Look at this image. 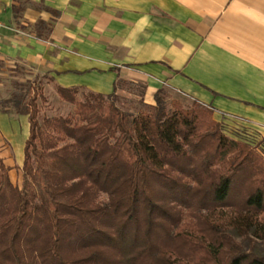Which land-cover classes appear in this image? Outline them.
<instances>
[{"label":"trees","instance_id":"1","mask_svg":"<svg viewBox=\"0 0 264 264\" xmlns=\"http://www.w3.org/2000/svg\"><path fill=\"white\" fill-rule=\"evenodd\" d=\"M30 89L19 186L0 156V264H264V158L209 106L159 87L150 111L128 112L109 93L55 85L71 110L39 120L45 97ZM143 90L113 83L136 100Z\"/></svg>","mask_w":264,"mask_h":264},{"label":"crops","instance_id":"2","mask_svg":"<svg viewBox=\"0 0 264 264\" xmlns=\"http://www.w3.org/2000/svg\"><path fill=\"white\" fill-rule=\"evenodd\" d=\"M21 1L40 9L20 22L43 20L48 31L9 37L1 26L0 55L45 75L58 99L55 85L75 86L109 93L123 111H150L162 87L264 134V0ZM13 10V0H0L3 24ZM119 76L144 84L140 100L113 91ZM27 131L26 116L0 114V137L17 141L20 165Z\"/></svg>","mask_w":264,"mask_h":264},{"label":"rangeland","instance_id":"3","mask_svg":"<svg viewBox=\"0 0 264 264\" xmlns=\"http://www.w3.org/2000/svg\"><path fill=\"white\" fill-rule=\"evenodd\" d=\"M21 6L22 10L19 11V7ZM13 9L14 14L12 19L8 24H3L9 37L16 35L19 31L25 33L30 31L31 26H33L37 19L33 21V24L27 22L26 25H23L20 22L21 18H26L29 21L32 14L31 12L34 11L35 14L40 9V5L31 3L30 1L13 0ZM1 45L2 44H0V46ZM46 80L47 77L45 75L33 72L27 65L21 63L14 56L8 53H6L5 56L0 55V114H4L7 117L11 115L15 118L26 116V114L23 113L24 101L27 95L31 93L30 86L34 83L36 86H40L42 94L45 97V101H41L39 96L36 97V102L39 107V120L42 116L66 115L71 110V104L58 99L49 87H44ZM164 90L168 96L167 99L174 98L183 106H189L193 101L184 94L168 92L167 89ZM81 91L84 90L79 89L78 95H80ZM200 105L205 109L206 105ZM206 109H208V107H206ZM207 117L210 120L217 121L221 131L228 138L248 143L257 154L264 158V134H260L252 127L244 126L233 118L223 114H220L217 116V119H215L212 115V110ZM8 136L10 137L9 141L5 140L2 136L0 137V155H2V157L4 155V159H7L5 163L10 166L8 176L11 183L19 186L21 183L20 162L17 161L19 145L17 141L13 140L12 135L9 134ZM98 199L104 201L106 196L104 194H99Z\"/></svg>","mask_w":264,"mask_h":264},{"label":"built area","instance_id":"4","mask_svg":"<svg viewBox=\"0 0 264 264\" xmlns=\"http://www.w3.org/2000/svg\"><path fill=\"white\" fill-rule=\"evenodd\" d=\"M1 26H3V23H2L1 20H0V27H1Z\"/></svg>","mask_w":264,"mask_h":264}]
</instances>
